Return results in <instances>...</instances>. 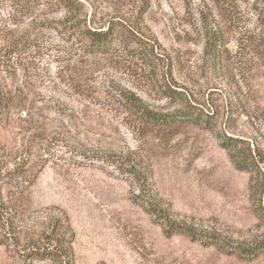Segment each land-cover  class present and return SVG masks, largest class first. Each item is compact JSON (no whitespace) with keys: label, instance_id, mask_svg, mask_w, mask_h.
Returning a JSON list of instances; mask_svg holds the SVG:
<instances>
[{"label":"rangeland","instance_id":"rangeland-1","mask_svg":"<svg viewBox=\"0 0 264 264\" xmlns=\"http://www.w3.org/2000/svg\"><path fill=\"white\" fill-rule=\"evenodd\" d=\"M75 1L83 12L64 0H0V196L13 223L0 224V264H22L27 235L41 239L49 217L64 212L76 264H264V255L167 237L131 200L136 183L120 164L135 152L174 218L235 241L264 237L250 174L217 137L264 147V0H147L142 16L143 0ZM80 16L139 28L150 59L121 38L106 53L84 50L71 27ZM166 83L183 95H168ZM133 96L164 112L189 101L215 126L182 116L147 126Z\"/></svg>","mask_w":264,"mask_h":264},{"label":"trees","instance_id":"trees-1","mask_svg":"<svg viewBox=\"0 0 264 264\" xmlns=\"http://www.w3.org/2000/svg\"><path fill=\"white\" fill-rule=\"evenodd\" d=\"M70 8L83 12L84 6L75 0H64ZM148 1L142 2V14L147 11ZM71 27L73 33L77 35L84 50L91 53H106L113 48L117 38L124 39L130 43H138L150 55L147 47L148 40L143 41L138 33V29L126 24L123 20H113L108 25L96 27L93 23H88L86 18L73 20ZM258 46L261 43L257 44ZM207 51L209 46L207 44ZM148 59H150L148 57ZM165 92L170 96H182L183 93L173 88L169 83L165 84ZM128 99V98H127ZM3 95L0 92V108L5 104ZM131 109L137 115L139 121L153 128L170 126L178 121V117H188L192 123L215 126L211 121L215 118L214 114L204 111L202 108L195 107L188 101L186 108H178L171 111H155L142 104L137 98L129 97ZM197 109L195 114L193 109ZM233 113V111L231 112ZM195 114V116H194ZM204 120V121H203ZM203 121V122H202ZM217 137L222 147L227 151L233 165L242 171L250 174L249 189L251 199L254 203L257 217L264 221V147L259 144L256 138L235 136L227 131H220ZM134 153V154H133ZM127 159L121 160V165L127 166V172L132 176L136 183V189L131 190V200L143 207L154 220L161 225L167 237L175 234H183L193 241H200L208 245H214L221 250L237 255L242 259L252 260L264 255V237L256 238L249 242L231 240L223 237L216 232L205 233L192 225L180 221L164 207L162 199L152 188L151 170L146 164L135 156V152ZM120 161V160H119ZM8 205L0 196V224L12 228L13 223L7 214L10 213ZM47 230L42 232L41 239H33L32 235H27L28 241L21 250L23 257L22 264H31L34 259H50L53 264H76L73 242L75 233L70 224L67 214L64 212L59 217L50 216L46 223Z\"/></svg>","mask_w":264,"mask_h":264}]
</instances>
